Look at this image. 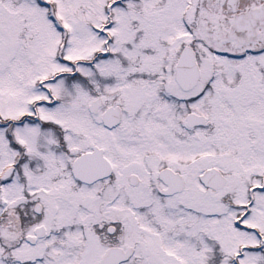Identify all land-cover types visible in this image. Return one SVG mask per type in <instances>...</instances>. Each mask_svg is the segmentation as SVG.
I'll list each match as a JSON object with an SVG mask.
<instances>
[{"label":"snow or ice","instance_id":"6c2138e0","mask_svg":"<svg viewBox=\"0 0 264 264\" xmlns=\"http://www.w3.org/2000/svg\"><path fill=\"white\" fill-rule=\"evenodd\" d=\"M0 264H264V0H0Z\"/></svg>","mask_w":264,"mask_h":264}]
</instances>
